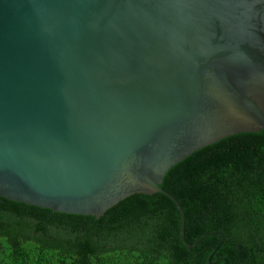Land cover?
Instances as JSON below:
<instances>
[{
    "label": "water",
    "instance_id": "obj_1",
    "mask_svg": "<svg viewBox=\"0 0 264 264\" xmlns=\"http://www.w3.org/2000/svg\"><path fill=\"white\" fill-rule=\"evenodd\" d=\"M264 131V0H0V195L98 217Z\"/></svg>",
    "mask_w": 264,
    "mask_h": 264
},
{
    "label": "trees",
    "instance_id": "obj_2",
    "mask_svg": "<svg viewBox=\"0 0 264 264\" xmlns=\"http://www.w3.org/2000/svg\"><path fill=\"white\" fill-rule=\"evenodd\" d=\"M159 185L92 214L0 195V264H264V131H239L191 151Z\"/></svg>",
    "mask_w": 264,
    "mask_h": 264
}]
</instances>
